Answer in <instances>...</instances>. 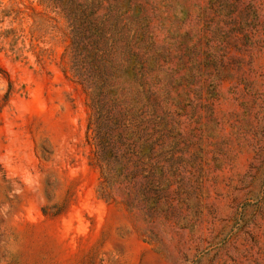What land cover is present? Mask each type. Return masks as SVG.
<instances>
[{"label":"rangeland","instance_id":"374dc122","mask_svg":"<svg viewBox=\"0 0 264 264\" xmlns=\"http://www.w3.org/2000/svg\"><path fill=\"white\" fill-rule=\"evenodd\" d=\"M0 264H264V0H0Z\"/></svg>","mask_w":264,"mask_h":264},{"label":"trees","instance_id":"16d2710c","mask_svg":"<svg viewBox=\"0 0 264 264\" xmlns=\"http://www.w3.org/2000/svg\"><path fill=\"white\" fill-rule=\"evenodd\" d=\"M75 65H78V64H75ZM75 74L79 77V80H80V83H85L86 84V88L90 89L92 86V79L90 78V74H87V73H84L82 72V70H75ZM100 76H102V81L105 82V78L103 77V74H100ZM88 84V86H87ZM88 128V127H87ZM106 141L105 139H103V142H101L99 145H100V148L99 149H96V152H100V154H97V158L103 162V163H107V161L109 162V158H110V155H109V151H105V146H106ZM115 160H117V164H121V160H120V157L119 158H115ZM102 167V165H101ZM103 173V172H102ZM104 175V173H103Z\"/></svg>","mask_w":264,"mask_h":264}]
</instances>
